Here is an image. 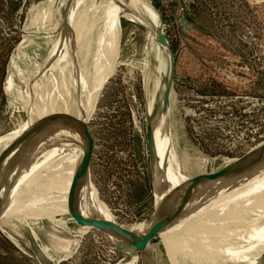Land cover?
<instances>
[{"label":"rangeland","instance_id":"obj_1","mask_svg":"<svg viewBox=\"0 0 264 264\" xmlns=\"http://www.w3.org/2000/svg\"><path fill=\"white\" fill-rule=\"evenodd\" d=\"M105 1L74 0L75 7L73 3L68 9L69 0H0V138L17 137L40 120L65 122L78 116L73 104L79 103L72 96L78 76L84 89L97 82L104 67ZM148 1L160 15L175 58L169 111H162L169 56L150 23L122 16L117 67L110 68L100 90L92 94L89 116L83 117L93 140L94 190L122 228L145 223L166 200L169 192L157 199L159 166L165 175L178 166L181 174L192 178L264 146V0ZM115 3L129 9L120 0H109L110 7ZM117 34L111 33V45H117ZM161 114L165 117L159 134L164 139L156 136L161 156L153 165L147 123L153 124ZM79 140L86 154L88 142L82 132ZM18 154L12 155L17 167L11 163L4 176L24 168L29 154ZM37 179L24 176L18 191ZM262 179L237 188L251 186L254 191ZM16 180L10 178L9 183L17 186ZM251 196L240 202L258 208L264 191ZM47 199L49 195L38 198ZM73 217L63 212L51 219L0 217V264H229L222 257L206 262L207 254L192 234L175 241V257L158 234L134 258L96 229L79 233L85 224Z\"/></svg>","mask_w":264,"mask_h":264},{"label":"bare ground","instance_id":"obj_2","mask_svg":"<svg viewBox=\"0 0 264 264\" xmlns=\"http://www.w3.org/2000/svg\"><path fill=\"white\" fill-rule=\"evenodd\" d=\"M120 2L129 6V9L122 10L123 8L116 3L115 8L113 6H111V8L109 6V0H106L104 3L103 28L106 34L104 38L106 45L105 54L102 60L104 67L101 70L97 82L94 84L90 83L88 86H83L84 89L82 88L81 75L78 76L76 82L78 81L79 84L77 85L76 83L77 86H75L74 92L72 93V96H74L77 103H79L73 104V107H76L78 110V116H71V120L67 119L65 121L66 123L73 124V126L64 127L53 124L47 127H41L40 125L36 126V124H34L33 128L25 131V133H21L17 137L14 136L12 138L11 135H7L0 138V183L2 176L3 179H5L0 195V217L16 216V218L26 219L28 217H36L37 215H40V217L48 215L51 219L55 212L70 213V215L74 216L73 210L70 208V205H73L75 213H86L90 218H97L104 223L116 226L132 234L143 235L151 229L155 217H152L145 223H140L128 228L120 227L114 220V216L106 210L102 201L98 199L90 178V171L87 172L85 179L80 183V186H78L76 194L73 192L76 177L78 176L86 156L84 144L82 141H78L81 134L80 129L85 122L83 117L84 115H86L84 118L89 116L93 99L92 94L95 96L96 92L100 90L102 83L110 75V68L114 71L117 67L120 49L121 17H129L147 24L150 23L154 31L160 30L162 27L161 18L157 9H155L148 0H120ZM73 3L74 0H69L67 8L69 9V6L71 7ZM75 5L74 3V7ZM68 9L65 11L66 15L63 16L65 24L68 23ZM87 23L88 22L85 24ZM115 31H118V40L116 37L117 45H111V36L113 35H111V33ZM162 47L169 56L168 49L170 47ZM158 48L161 47L158 45ZM77 64L80 66L81 71H83L81 64L79 62H77ZM168 76H170V65L168 74L165 78ZM167 85V81L164 79L163 92ZM87 103L89 105H87ZM167 110L169 111V109ZM167 110L162 111L166 112ZM164 117L165 115L161 114L156 119L153 118L155 119L152 124L155 157L161 156V151L156 146V136L164 139V137H161V134H159V126L161 125L162 127L164 122L162 118ZM71 121L72 123H70ZM39 122L43 121L40 120ZM26 134L29 135L22 142L17 143L13 148L8 149L4 153V149L6 148L4 145L12 144L18 138ZM23 143L25 144L23 145ZM19 146L21 147L18 148ZM26 150L28 154L29 152L32 153L25 157L28 158V160L27 163L23 164L24 168L21 171L18 170L19 167L13 168L14 170L9 176L7 175L8 177L4 176V174H6V168L8 169V166L12 163V155L14 153L16 154V152H19L18 155H20L23 151L27 153ZM25 158L22 157L20 161H25ZM232 162L233 161H228L227 164ZM17 163L19 162H16V164ZM12 164H14V162ZM246 165L247 164L237 168L238 170H232L226 175L214 180L212 183L210 181L202 182L178 205L174 214L178 212L182 206H185V209H183L185 210L184 214L175 216L159 232V234L163 236L165 246L170 249V255L172 254L173 256L174 254L173 248L176 242L186 239L192 234L195 235V242L200 246L201 250L205 251L207 254L204 256L206 262L210 261V258L222 257L224 258L223 260H228L229 264H251L253 260L255 261L253 264H261L264 254V198L258 204V208H255L251 204L245 207L244 203H248V201L244 203L240 201L252 197L251 195L256 191H264V186H260V182L264 183V179L257 184L254 189L255 192L251 190V186L239 189L237 187H239V184L248 183L264 177V175L260 176V174L264 172V156L253 161V164ZM14 167L17 166L15 165ZM159 167L157 168V170H159L158 175L161 176L160 179L162 181H159V184H157V199L162 200L163 197H166L168 192L170 194L167 195V198H165L166 200L159 203L160 207L158 210L159 212H163L169 207L171 199H173L177 191L182 189L184 187L183 185L192 178L191 176L181 174L178 170V166L176 171L172 169L171 171L168 169L166 170L167 178L162 167ZM256 171L258 172L251 175L252 177L250 178L248 176L241 180L240 176L236 177L240 174L243 176H245L244 174L249 175ZM34 175L35 178L38 179L30 185L26 183L22 184L23 186L21 185L18 191L17 188L21 181L24 180V176L31 178ZM10 178L17 179V186L14 184V186H16L15 188L9 183ZM238 178L240 181L238 180L239 182H235ZM164 179L165 181L169 180V182L166 183L168 184L167 186L164 184ZM43 181H45L44 185L46 187H42ZM12 187L14 188L13 190ZM197 193L199 194L196 196ZM46 195H49V199L43 201L38 200V198L45 197ZM36 200L38 202H36ZM20 203H23L24 206H21V208L15 211ZM73 218L76 217L74 216ZM226 226L228 228H226ZM88 228V225L82 226L79 233L86 232ZM106 234L119 242L118 239L120 238L108 233ZM45 250L47 249L45 248ZM135 257L136 255H134V258ZM223 260L220 261L223 262Z\"/></svg>","mask_w":264,"mask_h":264},{"label":"water","instance_id":"obj_3","mask_svg":"<svg viewBox=\"0 0 264 264\" xmlns=\"http://www.w3.org/2000/svg\"><path fill=\"white\" fill-rule=\"evenodd\" d=\"M156 36H157V42L159 45L170 47L168 40H167V37H166L165 33L162 31V28L160 30L156 31ZM168 50H169V54H170L169 55L170 76H168L167 78H164V79H166L168 85H167L165 91L163 92L162 110H167L168 106L170 105V91H171V88L173 85V77H174V70H175L174 54H173L171 48H169ZM53 124L64 126V127L73 126V124H69V123H66L63 121H59V122H45V121L44 122H37L36 126L40 125L41 127H47V126H50ZM80 131L82 132V134L84 136L87 137L88 146H87L86 156H85V159L83 161L82 167H81V169L78 173V176L76 177V180H75V188L73 190L74 194H76V192L78 190V186H80V183H82L83 180L85 179L87 172L90 171V162H91L92 153H93V140H92L91 133L88 129V125L83 126L80 129ZM28 135L29 134L23 135L20 138H18L16 141H14L9 146V148L15 146L19 142H22ZM147 146H148V151H149V156H150L151 162L153 165H155L156 158H155V154H154V132H153V125L151 122L147 123ZM5 152H6V150L4 151V153ZM263 156H264V146L254 150V151H251L247 154H244L243 156L239 157L236 161L229 163L227 165L225 164L224 166L220 167L219 169H217L215 171H212L210 173H201L195 177H192V179H190L187 183H185V185H183L184 187L182 189L177 191V193L175 194L173 199H171V204L169 205V207L167 209H165L163 212L158 211L155 214V216H154L155 220H154V223H153L151 229L146 234H143V235L132 234L126 230H121L118 227L104 223L103 221H100L97 218H89L84 213H80V212L75 213L74 209H73V205H70V208H72L73 215L77 218L76 220H78L82 225L85 224V225H88L89 228L96 229V230L100 231L108 240H110V242L112 244H114V246L117 249L126 252L129 256H134V255H137L138 253L142 252L144 249H146L148 247L149 243L151 242V240L159 234L160 230H162V228H164L167 223H169L175 216H177L183 209H185L184 208L185 206H182L180 208V210L174 214V211L176 210L178 205L184 201V198L188 194H190L192 191H194V189L197 188L202 182L210 181L212 183L214 180L226 175L227 173L231 172L232 170H235V169L241 167L242 165L245 166V164H247L246 166H248L250 164H253V161H255V160H257ZM241 175L242 174H240L239 176H241ZM3 183H4V181L1 180L0 195H1V189H2ZM0 205H1V203H0ZM105 232L110 234V235H113L115 237L120 238V239L117 238L119 240V242L112 239ZM261 264H264V254H263Z\"/></svg>","mask_w":264,"mask_h":264},{"label":"flooded vegetation","instance_id":"obj_4","mask_svg":"<svg viewBox=\"0 0 264 264\" xmlns=\"http://www.w3.org/2000/svg\"><path fill=\"white\" fill-rule=\"evenodd\" d=\"M120 28H121V25H120ZM121 37V36H120Z\"/></svg>","mask_w":264,"mask_h":264}]
</instances>
